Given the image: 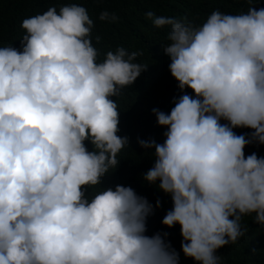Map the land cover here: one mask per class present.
Segmentation results:
<instances>
[{
  "label": "clouds",
  "instance_id": "9594fccd",
  "mask_svg": "<svg viewBox=\"0 0 264 264\" xmlns=\"http://www.w3.org/2000/svg\"><path fill=\"white\" fill-rule=\"evenodd\" d=\"M245 2L200 25L146 13L170 29L161 47L182 94L170 112L152 110L163 142L137 143L154 158L143 180L170 196L161 224L179 225V253L168 233L146 234L159 199L101 186L129 146L112 97L146 69L142 53L99 60L77 3L23 19L20 48L0 47V264H179L180 253L221 264L216 250L244 236L243 216L264 227V156L244 151L264 145V8Z\"/></svg>",
  "mask_w": 264,
  "mask_h": 264
},
{
  "label": "trees",
  "instance_id": "16d2710c",
  "mask_svg": "<svg viewBox=\"0 0 264 264\" xmlns=\"http://www.w3.org/2000/svg\"><path fill=\"white\" fill-rule=\"evenodd\" d=\"M68 3L85 7L93 20L92 42L99 50V60H103L107 51H114L117 47L142 53L136 62L147 65L146 69L132 85L122 89L121 96L112 97L120 111L118 135L128 137L129 146L119 153L118 167L102 178L101 186H131L154 206L159 199L161 206L154 207L153 214L148 217L146 234L168 233L167 241L179 253L182 240L179 225L167 228L161 224L165 213L172 207L170 196L143 180V174L152 167L154 158L149 150L140 148L137 143L138 139L150 138L157 143L163 142V132L167 129L157 125L152 110L170 112L174 98L182 94L178 82L169 72L170 60L161 47L168 43L166 37L170 29L154 27L146 13L151 11L155 16L174 17L200 25L216 9L237 14L246 11L249 5L245 0H0V47L11 45L19 49L23 19L42 14L49 7L59 10ZM254 7L264 8V0ZM103 11L117 19L114 22L100 20L99 14ZM97 36L100 37L99 43L95 39ZM185 92L192 94L190 89ZM234 131L239 135L252 130L238 128ZM85 143L92 150V146ZM244 151L245 155L255 152L264 156V145L249 144ZM254 215L241 218L244 236L216 250L221 264H264V227L254 222ZM179 264L197 262L180 253Z\"/></svg>",
  "mask_w": 264,
  "mask_h": 264
}]
</instances>
